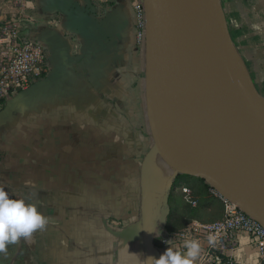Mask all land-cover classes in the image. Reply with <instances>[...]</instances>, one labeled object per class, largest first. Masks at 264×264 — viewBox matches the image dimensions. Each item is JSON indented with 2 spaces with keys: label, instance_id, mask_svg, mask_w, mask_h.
Here are the masks:
<instances>
[{
  "label": "crops",
  "instance_id": "1",
  "mask_svg": "<svg viewBox=\"0 0 264 264\" xmlns=\"http://www.w3.org/2000/svg\"><path fill=\"white\" fill-rule=\"evenodd\" d=\"M222 4L236 51L258 83L264 0ZM134 15L128 0H0V26H12L19 42H42L48 54L31 86L0 104V189L35 206L47 223L8 244L0 264H144L143 167L154 142ZM7 41L0 31V58L11 53ZM148 172L155 258L168 248L186 251L165 241L171 235L224 217V201L201 177L175 176L157 154ZM199 244L194 264H212L201 258L209 240ZM225 256L264 264L245 234Z\"/></svg>",
  "mask_w": 264,
  "mask_h": 264
},
{
  "label": "water",
  "instance_id": "2",
  "mask_svg": "<svg viewBox=\"0 0 264 264\" xmlns=\"http://www.w3.org/2000/svg\"><path fill=\"white\" fill-rule=\"evenodd\" d=\"M181 3L182 9L177 12L180 5L178 0H144L146 108L154 142L143 167L146 257H154L150 235L151 194L148 172L153 154L159 155L175 171V176H201L212 188L235 201L264 226V203L251 198L254 178L245 162L247 157L264 158V97L253 88L249 73L236 51L221 0H216L215 15H212L218 23L219 33L216 31V34L226 37L230 49L247 74L248 83L237 89L225 84L226 88L204 76L203 67L198 70L195 64L192 67L186 61L181 48L180 24L190 8V1L184 0ZM158 101L166 107L164 117L169 122L177 123L178 119L181 120L198 139L214 149L219 158L216 172L206 167L186 165L170 152L160 129L159 116L163 115L157 109ZM234 171L240 177L239 185L230 181Z\"/></svg>",
  "mask_w": 264,
  "mask_h": 264
},
{
  "label": "built area",
  "instance_id": "3",
  "mask_svg": "<svg viewBox=\"0 0 264 264\" xmlns=\"http://www.w3.org/2000/svg\"><path fill=\"white\" fill-rule=\"evenodd\" d=\"M128 1H131L134 7L136 40L139 44L144 45L146 40L144 0ZM0 31L7 37L11 52L10 55L0 58V104H2L31 86L33 74L46 64L48 54L40 41L27 39L19 42L18 39L12 38L13 27L8 24L1 25ZM1 160L0 153V163ZM211 189L224 201V217L214 222L188 225L165 241H174L183 246L186 240L200 242L204 239L209 240L211 237L213 242L201 254L202 260L212 264H234L230 257L225 256V253L233 247L238 240V235L245 234L264 260V226L235 201L226 198L216 189L212 187ZM182 190L185 200L196 205L197 201L193 199L189 187L184 186Z\"/></svg>",
  "mask_w": 264,
  "mask_h": 264
},
{
  "label": "bare ground",
  "instance_id": "4",
  "mask_svg": "<svg viewBox=\"0 0 264 264\" xmlns=\"http://www.w3.org/2000/svg\"><path fill=\"white\" fill-rule=\"evenodd\" d=\"M182 1L184 0H178L180 5L176 10L177 12L182 9ZM189 1L190 8L180 24L181 48L184 58L193 67L195 62L199 60L200 55L205 54L207 60L203 66L202 74L204 76L222 86L230 84L234 89H237L238 86L245 87L248 83L247 74L234 52L230 49L226 37L216 34L210 41L204 42L193 31V26L196 23L192 13L195 0ZM200 1L204 4L205 12L215 15L214 4L216 0ZM156 106L163 115L159 116L160 129L170 152L186 165L206 167L216 172L219 168V158L214 149L198 139L181 120L178 119L177 123L169 122L164 117L167 109L159 101ZM174 112L176 113L175 108ZM245 162L254 178V189L251 198L264 203V158L247 157ZM230 181L234 185L241 183L236 171L231 175Z\"/></svg>",
  "mask_w": 264,
  "mask_h": 264
},
{
  "label": "clouds",
  "instance_id": "5",
  "mask_svg": "<svg viewBox=\"0 0 264 264\" xmlns=\"http://www.w3.org/2000/svg\"><path fill=\"white\" fill-rule=\"evenodd\" d=\"M47 223L33 205H26L23 200L10 199L8 194L0 189V252L6 251V246L16 243L21 237L30 238L31 234L42 229ZM209 237V243H212ZM185 252L181 253L168 248L159 258L147 257L144 264H194L200 253V244L196 240H186L183 244Z\"/></svg>",
  "mask_w": 264,
  "mask_h": 264
},
{
  "label": "rangeland",
  "instance_id": "6",
  "mask_svg": "<svg viewBox=\"0 0 264 264\" xmlns=\"http://www.w3.org/2000/svg\"><path fill=\"white\" fill-rule=\"evenodd\" d=\"M222 1V0H221ZM195 10V11H194ZM197 10V11H196ZM195 12V13H194ZM193 17L196 21L195 25L193 26V31L198 34L200 36V38L204 41V42H208L211 40V38L214 37V35L217 33L216 31H218V23L215 16L212 17V15H209L205 12L204 7H203V3L200 0H195V4L193 7ZM213 18H215L213 20ZM204 21H203V20ZM214 23V24H213ZM205 26V27H204ZM217 27V28H216ZM209 28V30H208ZM215 29V32H214ZM219 33V31H218ZM235 44V43H234ZM256 44H263V42H257ZM200 60L196 61L195 63V67L198 70H201L203 67V64L205 63V61L207 60V57L205 54L200 55ZM241 60V58H240ZM250 76V75H249ZM259 81L258 83H256L254 80L252 81L253 83V88L259 93V94H264V83H262L264 80V74H262L261 76H259ZM185 176V175H184ZM195 177H201L199 175H195ZM203 179V178H202Z\"/></svg>",
  "mask_w": 264,
  "mask_h": 264
}]
</instances>
